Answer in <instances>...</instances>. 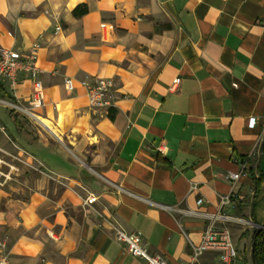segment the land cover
<instances>
[{
	"label": "crops",
	"instance_id": "obj_1",
	"mask_svg": "<svg viewBox=\"0 0 264 264\" xmlns=\"http://www.w3.org/2000/svg\"><path fill=\"white\" fill-rule=\"evenodd\" d=\"M78 5L87 10L76 17ZM35 42L43 105H32L22 73L13 88L0 83L5 103L34 115L8 109L0 119V162L34 173L25 195L0 189L10 264H144L117 230L139 231L149 254L186 264L210 227L229 230L234 264H255L264 0H0V45L18 52ZM64 77L112 78L109 106L90 107ZM89 194L95 203L82 204ZM197 264L223 263L205 251Z\"/></svg>",
	"mask_w": 264,
	"mask_h": 264
},
{
	"label": "built area",
	"instance_id": "obj_2",
	"mask_svg": "<svg viewBox=\"0 0 264 264\" xmlns=\"http://www.w3.org/2000/svg\"><path fill=\"white\" fill-rule=\"evenodd\" d=\"M40 48V43H33L25 51H18L10 48H6L0 45V83L8 82L9 86L13 88L17 83L18 73H22L24 77L31 80L32 93L31 103L34 107L43 105L44 91L43 85L39 78L41 70L36 65L37 53ZM63 84L68 92L76 89V86L83 87L88 99V104L94 109L106 108L109 106V96L114 87V81L112 78H98L92 83L84 80L76 81L70 77H64ZM236 86V83L231 84ZM0 103L10 107L12 110L24 113L29 116H34L29 111L19 108L18 105L11 102H6L0 99ZM256 124L254 117L249 118L248 125L253 127ZM262 133H264V123L261 124ZM240 172L228 173L227 178L234 184L240 177ZM223 203L230 202V196H225ZM97 197L92 194L87 195L83 200L84 205H90L95 203ZM203 201L202 198L197 200V204ZM166 208V206H163ZM215 219L216 216H212ZM249 224V222H245ZM257 229L264 230V225L257 226ZM115 240L121 245L125 251L133 257L140 258L144 261V264H167L166 261L159 255L149 254L147 246L144 244L141 233L132 232L125 233V231L117 230L115 233ZM200 243L193 248V255L191 261L186 264H197L198 255H201L205 251H214L219 254V259L223 264H234V260L237 258V251L232 243L230 232L227 228H212L207 229L202 236ZM4 244L0 242V264H10L7 256L2 252Z\"/></svg>",
	"mask_w": 264,
	"mask_h": 264
},
{
	"label": "rangeland",
	"instance_id": "obj_3",
	"mask_svg": "<svg viewBox=\"0 0 264 264\" xmlns=\"http://www.w3.org/2000/svg\"><path fill=\"white\" fill-rule=\"evenodd\" d=\"M0 98L2 99L3 97L0 96ZM8 109H11V108L3 104H0V119H3V120L9 119ZM10 111L13 112L15 110H10ZM6 157L9 160L12 159L15 163H17V165H21L23 163L22 160L17 158L16 156L12 158L6 155ZM3 163H4L3 161L0 162V189L6 192L7 194L10 193L11 195H18V196L25 195V192L27 190L26 189L27 187L26 179L29 175H33L34 173L33 172L25 173L23 171H17V172L11 171L9 166L8 167L6 166L5 168V166H3L4 165ZM11 186L17 187V190L12 189ZM22 189H24L23 192H22Z\"/></svg>",
	"mask_w": 264,
	"mask_h": 264
},
{
	"label": "trees",
	"instance_id": "obj_4",
	"mask_svg": "<svg viewBox=\"0 0 264 264\" xmlns=\"http://www.w3.org/2000/svg\"><path fill=\"white\" fill-rule=\"evenodd\" d=\"M87 8L83 5L75 6L73 9V15L78 17L86 13ZM12 112V111H11ZM110 118H113L112 115H109ZM261 151L264 153V142L261 144ZM260 182V179L257 180V184ZM252 243V257L255 264H264V230L255 229L252 233L251 238Z\"/></svg>",
	"mask_w": 264,
	"mask_h": 264
},
{
	"label": "bare ground",
	"instance_id": "obj_5",
	"mask_svg": "<svg viewBox=\"0 0 264 264\" xmlns=\"http://www.w3.org/2000/svg\"><path fill=\"white\" fill-rule=\"evenodd\" d=\"M43 123H45L44 121H43ZM46 124V123H45ZM46 125H48V124H46Z\"/></svg>",
	"mask_w": 264,
	"mask_h": 264
},
{
	"label": "water",
	"instance_id": "obj_6",
	"mask_svg": "<svg viewBox=\"0 0 264 264\" xmlns=\"http://www.w3.org/2000/svg\"><path fill=\"white\" fill-rule=\"evenodd\" d=\"M254 263V262H253Z\"/></svg>",
	"mask_w": 264,
	"mask_h": 264
}]
</instances>
